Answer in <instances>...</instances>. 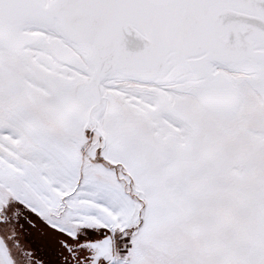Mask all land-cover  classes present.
<instances>
[{
	"label": "snow or ice",
	"instance_id": "6c2138e0",
	"mask_svg": "<svg viewBox=\"0 0 264 264\" xmlns=\"http://www.w3.org/2000/svg\"><path fill=\"white\" fill-rule=\"evenodd\" d=\"M0 264H264V0H0Z\"/></svg>",
	"mask_w": 264,
	"mask_h": 264
}]
</instances>
